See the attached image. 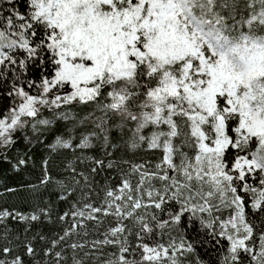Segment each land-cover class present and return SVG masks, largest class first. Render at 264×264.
I'll return each mask as SVG.
<instances>
[{
	"label": "snow or ice",
	"instance_id": "snow-or-ice-1",
	"mask_svg": "<svg viewBox=\"0 0 264 264\" xmlns=\"http://www.w3.org/2000/svg\"><path fill=\"white\" fill-rule=\"evenodd\" d=\"M0 100V264H264V0H0Z\"/></svg>",
	"mask_w": 264,
	"mask_h": 264
},
{
	"label": "trees",
	"instance_id": "trees-1",
	"mask_svg": "<svg viewBox=\"0 0 264 264\" xmlns=\"http://www.w3.org/2000/svg\"><path fill=\"white\" fill-rule=\"evenodd\" d=\"M3 103L4 101L0 100V106H2ZM19 179L20 177L10 172L3 176H0V203H4V202L12 203L17 199L15 194L11 192H7L5 188L2 186V184L7 183L9 186L15 188V187H18ZM200 251L202 254L205 255V259H207L208 257H207V254L204 253V249L201 248ZM209 251H212V250H209ZM213 259H215L214 253H213Z\"/></svg>",
	"mask_w": 264,
	"mask_h": 264
}]
</instances>
